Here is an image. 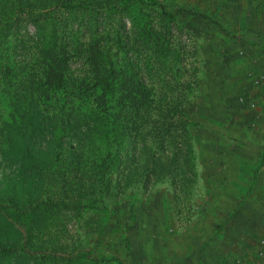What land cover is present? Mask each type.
Returning a JSON list of instances; mask_svg holds the SVG:
<instances>
[{
    "label": "rangeland",
    "instance_id": "obj_1",
    "mask_svg": "<svg viewBox=\"0 0 264 264\" xmlns=\"http://www.w3.org/2000/svg\"><path fill=\"white\" fill-rule=\"evenodd\" d=\"M162 1L172 13L182 9L171 37L179 56L162 66L151 61L146 81L186 98L194 122L191 181L181 189L151 177L149 185L122 182L106 192L69 171L66 152L47 153L58 129L47 112L31 116L1 99L0 248L15 255L0 264H75L80 254L96 264L264 261V0ZM17 23L9 52L22 59L13 50H28L34 28ZM72 68L83 70L79 61ZM17 130L28 132L27 147ZM67 130L64 142L74 145ZM49 195L61 202L38 213Z\"/></svg>",
    "mask_w": 264,
    "mask_h": 264
},
{
    "label": "trees",
    "instance_id": "obj_2",
    "mask_svg": "<svg viewBox=\"0 0 264 264\" xmlns=\"http://www.w3.org/2000/svg\"><path fill=\"white\" fill-rule=\"evenodd\" d=\"M181 11L170 12L162 0H0V100L31 116L47 112L58 127L47 153L58 158L66 152L62 160L69 171L87 174L106 192L122 182L146 186L151 177L165 176L183 189L188 174L194 175V122L186 98L156 92L146 81L151 61L162 66L178 58L171 37ZM18 20L34 28L28 50H13L25 53L22 59L9 52ZM74 61L83 70L74 72ZM68 127L74 145L64 142ZM16 133L26 136L21 140L27 147L28 132ZM60 202L49 195L35 209L44 214ZM14 255L0 248V259ZM97 262L83 254L75 259Z\"/></svg>",
    "mask_w": 264,
    "mask_h": 264
},
{
    "label": "built area",
    "instance_id": "obj_3",
    "mask_svg": "<svg viewBox=\"0 0 264 264\" xmlns=\"http://www.w3.org/2000/svg\"><path fill=\"white\" fill-rule=\"evenodd\" d=\"M261 79H262V76H261V77H259V78L256 80V82H258V81H261ZM250 106H253V104H252V103H250ZM259 255L261 256V255H262V252H259Z\"/></svg>",
    "mask_w": 264,
    "mask_h": 264
},
{
    "label": "crops",
    "instance_id": "obj_4",
    "mask_svg": "<svg viewBox=\"0 0 264 264\" xmlns=\"http://www.w3.org/2000/svg\"><path fill=\"white\" fill-rule=\"evenodd\" d=\"M257 264H264V261H259L257 262Z\"/></svg>",
    "mask_w": 264,
    "mask_h": 264
}]
</instances>
